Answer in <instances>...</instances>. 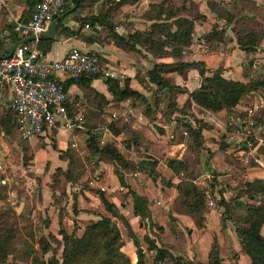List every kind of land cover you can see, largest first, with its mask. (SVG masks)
<instances>
[{
	"label": "trees",
	"instance_id": "1",
	"mask_svg": "<svg viewBox=\"0 0 264 264\" xmlns=\"http://www.w3.org/2000/svg\"><path fill=\"white\" fill-rule=\"evenodd\" d=\"M138 1L118 0L112 2V4L116 10H120L121 6L133 5ZM246 2L248 1L237 0L233 11L227 9L225 6H219L215 2L211 3L208 1L207 6L215 18L224 20L225 25L228 28L231 27L238 49L246 56H249L259 49L260 43L264 40V19L262 18L264 15V6L255 5L254 9H246L244 6ZM81 3H83V0H74L72 2V8ZM34 4L35 0L25 10V14L19 22H26L29 19ZM197 9V5L190 0H162L159 4L150 5L148 10L141 16L143 20L151 22L149 29L145 32L137 31L129 35H125L124 33L118 34L114 32L113 26L107 25V37L126 52L140 53L146 59H148V55L159 60L172 58V62L166 63L162 61L154 63L146 71L144 77H137L139 78V84L142 86L143 92L141 93L130 88L129 78L120 79V77L117 79H100L104 80L107 91L112 98L111 100H108L98 92L94 93L93 89L89 86L88 93H93L94 97L92 99L99 105L101 112L110 102L119 104L130 99H136L145 105V114L154 119L155 107L157 108L158 104L154 100L153 103H149L150 99L148 98V94L152 95L155 90L160 94L163 91L170 93L180 87L176 84H170L168 81L170 78L166 79L164 75L177 74L183 76L190 71H197L200 84L192 92L187 93L183 91L187 95V101L184 107L175 110L176 104L175 102H171L167 107L168 111L164 112L162 110V114L166 116V113L171 115L175 111L179 112L181 118L179 117L180 119H177V122L187 132L188 144L185 151L191 153L200 152L201 154V150L206 148L205 154L207 158H210L212 157L211 151L203 143V132L210 127L202 120L203 118L201 116L205 115L206 112H232L240 104L241 100L250 94H257L264 99V68L261 64L255 65L254 60L247 58L243 65V81H235L224 77L222 75V68L216 69L213 72V76L206 77L205 74L209 71H207L203 62L187 61L185 54L193 43L194 23L198 20H204V17L198 13ZM242 12L246 14H242ZM186 14L191 15L192 18H186L184 16ZM62 20L60 16L52 22V28L54 29H51V33L60 29V33L74 36L75 33L65 27ZM93 21L95 19L84 18L80 20V24L84 25V22H88L92 25L94 24ZM225 33L226 29L224 26L220 30L214 28L210 33L205 35V44L207 43L209 49L217 48L219 44L224 43L225 39H227ZM11 37L15 39V36L11 35ZM26 42H29V40L23 43ZM53 42L52 34L48 37H43L42 35L38 43L39 51L45 56ZM2 44L3 38L1 40L0 37V58L8 56L3 51ZM87 54L95 55L100 59L96 53ZM93 79L98 78L70 79L66 80L63 86L65 91H67V88L71 85H88L89 81ZM152 86H155L156 89L153 90ZM89 97L91 96L88 94ZM153 99H155V96ZM192 107H194L196 112V114L190 115L193 124L189 121L187 122V118L185 117L187 116L185 111ZM66 109L70 117L73 118L69 111L68 100ZM261 118L264 119V110ZM118 124V121H113L111 123H105V126L115 137L124 133L130 134V138L122 141L123 152L115 146L114 142L101 144V131L84 125L83 129L72 131L76 132L77 135H83L86 131L90 130L89 135L88 133L86 134L85 141L87 150L84 156L81 157L75 147L69 144L66 150L62 151L59 155V160L65 163L67 162V170H71L68 166L72 160L76 162L80 161L81 163H83L82 160H88L87 163L94 165L92 167L94 170H100L102 165L111 166L118 181V186L121 190H125L128 193L129 197L127 200L131 202L132 215L137 217L143 224L146 232L145 236H153L155 238L156 233H153L155 223L152 221L148 209V201L144 196L137 193L133 178L137 174H140L151 179H156L158 161L150 156H146L145 153H139L135 159H131L127 153L137 152V148L143 143V137L136 132L130 131L127 125L121 127ZM0 127L6 130L5 135L6 133H10L11 129L18 133L15 126L14 114L10 110L5 108L0 110ZM45 136L48 135L46 134ZM225 151L224 149L222 152ZM165 164L170 173L179 179V183L176 186L177 197L174 201L175 210L181 214L190 216L193 218L195 225L198 228H202L205 222L204 214L207 210V198L210 200L211 198L203 186H198L194 183L189 155L185 154L181 160L166 159ZM210 173L214 175V171ZM97 175L94 177L96 181L103 178V172ZM245 189L244 194L248 195V198L254 199L256 195L260 194L264 200V185L260 180L248 181L245 183ZM97 194H100V192ZM224 200L223 197H220L216 203L217 209L223 210L221 221H223V224L225 221L235 222L233 230L234 236L237 238L241 251L249 259L250 264H264V238L259 233V226L264 224V203H260L258 206L245 204L244 215L241 219L237 220L231 216L233 207L227 200ZM102 202L109 215H99L98 220H91L81 236L78 237L74 233L68 234L63 229H59V234L63 242L61 262L54 261L56 264H132L130 259L121 251L123 246L121 233L112 218H116L124 224L127 235L135 247H138L139 241L127 220L120 214L115 205L110 202L107 203V201L106 203L104 201ZM170 218L172 219V217ZM240 220L241 223L239 222ZM242 223L246 225L244 226ZM14 232V228L4 223L3 216H0V264H4L6 257L11 254L12 240L15 239ZM156 242L151 243V250H156V259L160 261L166 260L169 264H192L191 262L183 261L169 254L168 248L160 247ZM219 248L218 242L214 240L211 248L212 251L209 254V264H225L219 259ZM42 250L43 254L49 251L46 245L43 246ZM136 264H143L142 255L137 259Z\"/></svg>",
	"mask_w": 264,
	"mask_h": 264
},
{
	"label": "rangeland",
	"instance_id": "2",
	"mask_svg": "<svg viewBox=\"0 0 264 264\" xmlns=\"http://www.w3.org/2000/svg\"><path fill=\"white\" fill-rule=\"evenodd\" d=\"M247 1L244 5L246 9H254L257 4H260L261 7L264 6V0L261 2H256L255 0ZM140 5L143 8V3H139L135 10H133V13L134 11H138L137 9H139ZM138 16H135V18L138 19ZM262 18L264 19V15ZM212 21L214 20L212 19ZM207 33L208 31L205 30V32L202 31L201 33L196 32L193 36L194 44H200L203 50H206L208 46L207 43L205 44L203 38ZM4 44L3 42L2 48H6ZM210 52L214 54L212 51ZM223 52H226V50ZM194 57L196 58V55ZM250 59L259 62L262 60L264 62V58H257L253 54ZM211 65L212 67L207 69L209 72L205 74L206 77L213 76V72L216 69L222 68L223 70L222 65L217 62H211ZM261 65L264 68V63ZM235 68L236 66H229V69L234 70ZM194 73L196 75L197 72ZM169 78L170 84H176L180 87L173 92L163 91L160 94L155 90L156 87L152 86V89L155 90L154 95L148 94V98L151 103L154 100L158 104L157 108L154 106L155 111L159 109L164 112L168 111L167 107L171 102L177 104L175 110L183 108L187 101V95H184L183 91L187 93L192 92L200 84L199 80L195 79L194 74H191V76H188V74L183 76L171 74ZM154 96L155 99H153ZM247 97L241 100L240 108L237 110L227 112V114L226 111L207 113L203 117L202 120L210 127L203 132V143L205 147L213 151L211 152L212 157L207 158L205 154L206 148L201 150V154L200 152L191 153L185 151V154L189 155L191 160L193 181L197 183L196 185L203 186L211 198V200L207 198L206 212L210 213L213 210L215 213L208 217L205 225H208L211 230L214 229L215 233H210L205 238L206 240L200 238V236L194 243L190 242L191 238L188 236L182 239L175 238L172 235L173 233L169 231L167 220L164 218L163 221L159 220L155 224L157 231L155 238L153 236H145L146 232L144 234L143 231L140 234L134 233L139 241L138 247H135L127 235L124 224L120 220L112 218L121 233L123 245L121 251L123 250L122 252L127 257L129 256L128 258L132 264H136L137 262L138 249L141 250L143 264H169L166 260L160 261L156 259V250H151V243H155L156 241L158 246L168 248V253L176 258L191 262L192 264H209V254L212 251V244L217 239L221 241V248H219L218 254L219 259L223 263L250 264L249 259L241 251L237 238L231 232L234 230L235 222L225 221L223 224V221H221L223 210L217 209L216 204L218 199L223 197L233 207L231 216L239 220L244 215L245 204L258 206L260 203H264L260 194L256 195L254 199H250L248 195L244 194L246 190L245 183L248 181L260 180L264 185V169L254 162L256 146L261 141L264 144V119L261 118L264 105L262 108H259L257 95L250 94ZM137 103L139 104H135L133 107L135 110V113L132 115L133 118L126 120L127 125L132 126L135 123H139L136 116L140 113L143 114L145 105L141 102ZM140 105L143 106L140 107ZM166 116L165 119L170 121L168 120L170 117L169 113H166ZM147 117L151 118L149 115ZM186 120L188 122V119ZM251 124H253L252 127L250 126ZM140 128V134L144 137L143 143L148 145L147 152H152L160 159H163L164 155H167L162 153V149L164 148L156 142H152L153 144L151 143L150 146L147 143L151 142L154 137L157 138L158 135H167L171 131V128L164 130L155 121L152 122V126H149V128L144 125ZM5 132L6 130L0 127V216H3L4 223L14 228L15 232L13 235L15 239L12 240L11 254L6 257L4 264L60 263L63 241L59 234V229H63L68 234L74 233L78 237L81 236L91 220H98L99 215H109L99 198V194H97L98 192L104 193L107 203L112 198H115L122 206H126L129 197L128 193L125 190H120L118 185V187L116 185L112 186L108 178L103 177V185L107 191L105 194L103 190L96 186L97 181L94 178L100 170L92 169L94 165L87 163L88 160H82L83 163L72 160L68 166L71 170H67V162L62 163L57 158V153L60 151L55 149L57 144L54 140V134L26 141L22 140L13 129L10 130V133H6V135ZM89 132L90 130L85 133L83 132L84 134H81V136L86 140V134L88 133L89 135ZM174 132L176 139L181 140L182 137L176 134L179 132L176 130ZM248 132L251 133L249 136L247 135ZM74 133L77 134L76 132ZM57 136L58 143L59 141L63 142V139H65V135L59 132ZM124 138H130V134H126ZM65 143L68 142L64 141L60 145L63 147ZM184 143L186 147L188 144L187 139L184 140ZM46 146H49L46 149L49 155L48 158L44 152ZM54 149L56 154L53 151ZM75 149L79 153H83L82 145H78V148L75 147ZM224 149L226 151L222 152ZM139 153L141 151L137 150L136 154L128 153V155L133 158L136 155L138 156ZM79 155L81 157L84 156V154ZM50 157H52L51 160ZM214 157L215 159H213ZM261 163L264 165L262 158ZM165 170L161 167L156 172V178L158 180L161 179L160 183L162 185L170 184L172 179L169 178V175H171L170 171ZM111 171L113 172L114 170L111 169ZM211 171H214V175H211ZM134 179L136 183H139V179L143 178L138 176L134 177ZM152 180L155 182L154 178ZM88 187L93 195H91V198L85 197L83 202L90 209L81 211L78 208V194L81 191L87 190ZM90 203H93V205L89 206ZM209 203H212V205H209ZM78 216L80 217L78 218ZM239 222L241 223V220ZM242 225L244 224L242 223ZM163 227H166L168 230H164L165 228ZM136 228H138V224ZM259 233L264 238V224L259 226ZM232 237L236 239V246H238V250L240 249L244 258L239 259L229 246V241ZM128 242L129 246L131 245L130 249H133L130 255L124 249ZM44 245L49 249L45 254H43L42 250Z\"/></svg>",
	"mask_w": 264,
	"mask_h": 264
},
{
	"label": "crops",
	"instance_id": "3",
	"mask_svg": "<svg viewBox=\"0 0 264 264\" xmlns=\"http://www.w3.org/2000/svg\"><path fill=\"white\" fill-rule=\"evenodd\" d=\"M114 1H118V0H83V3L79 4L78 6L72 8L71 5L66 7L61 15V19H63L62 23L70 31H73L75 35L70 36L64 33H60L59 31L60 29L53 31L51 33L52 31L51 29H54L52 28V24H51L48 27L47 31L43 34V37H48L50 34H52L54 42L51 44L50 49L47 52V54H45V56L47 60H60L72 49H77L85 53H96L99 55L100 59L104 63H106L117 74V77H120V79L129 78L130 88L141 93L143 92V90H142V86L139 84L138 79L144 77L146 71L149 70L154 63H159L162 61L166 63H171L172 58L159 60L153 58V56L151 55H148V59H146L145 57L141 56L140 53L126 52L125 50L118 47L114 43V41H111L107 37L108 32L106 27L107 25H111L113 26L114 32L118 34L124 33L125 35H129L137 31L145 32L149 29L151 22L143 20L141 16L148 10L150 5L159 4L162 0H139L137 3L133 5L121 6L120 10H116L113 7L112 2ZM190 1L197 5L198 13L204 17V20H198L197 22L194 23V34L196 32L197 33H201L202 31L205 32V30H207L208 33H210L214 28L220 30L224 26L226 29L225 37L227 39H225L224 43L219 44L217 48L210 50L208 47L206 50H203L200 44L195 45L193 39V43L191 47L187 50L188 52H186L185 54L187 61L203 62L206 65V69H210L212 67L211 62H217L223 67L222 73L224 77L235 81H243L242 71L246 59L247 58L250 59L252 54L256 55L257 58L260 59L264 58V40H262V42L259 45V49L256 52H253L249 56H246L242 51L238 49V46L236 44V39L231 31V27L228 28L225 25L224 20H219L215 18V16L213 15L212 12H210L207 6L208 1L211 3L215 2L219 6H225L227 9L233 11L237 0H190ZM255 1L261 2L262 0H255ZM32 2L33 0L0 1V37L1 40L3 38V42L5 43L4 46L6 48H3V51L6 52L5 53L6 55H9L12 52L16 44V41L18 40V37L16 36L15 39L11 37V35H14L10 31L11 26H13L15 22L19 21L22 18V16H24L25 10H27L30 7ZM139 3H143V8L141 7L142 5H140L139 9H137L138 11H134L133 13V10H135L137 4ZM242 14H246V13L242 12ZM137 15H139L138 19L135 18V16ZM184 16L189 19L192 18V16L189 14H186ZM84 18H90L91 20L95 19V21H93L94 24L90 25L88 22H84V25L80 24V20ZM212 19L214 21H212ZM138 20L139 22H137ZM212 24L213 26H211ZM225 50L226 52H223ZM210 51H212L214 54H211ZM195 55L196 58L194 57ZM192 57L194 58L192 59ZM260 63L263 64L264 62H262V60L260 62L255 61V65H259ZM229 66L232 67L236 66V68L232 70L229 69ZM194 72L197 71H190L187 74L188 76L194 74L195 79L198 81L199 80V77H197L198 72L196 73V75ZM169 75L171 74L164 75V77L167 79L169 78ZM88 86L91 89H93L94 93L98 92L104 95L108 100L112 99L107 91L104 80L93 79L89 81L88 85L87 84L71 85L69 88H67L69 111L71 113V116L73 118L76 117L82 118L84 121V125L92 127L94 129H99L102 134L101 144H105L106 142H114L115 146L121 152H123L124 150H123L122 141L126 139L124 137L126 136L127 133L120 134L115 137L110 132V130L105 126V123L118 121L121 127L124 125L126 126L127 125L126 120L129 118H133L132 115L135 113V110L133 109L134 105L135 104L138 105L139 103L137 102H141V101L136 99L135 100L130 99L125 102H121L119 104L115 102H110L106 107L103 108V111L101 112L99 110V105H97L96 101L92 99V97H94L93 93L92 92L88 93ZM88 94L91 97L88 98ZM257 97H258L257 102H259L260 108H262V106L264 105V101L259 95H257ZM149 103H151L150 100ZM240 105L241 102L235 108V110L240 108ZM141 106L143 105H140V107ZM185 113L187 114V116L185 115L184 116L188 119V121L191 124H193L190 115L196 114L194 107H192L191 109H187ZM207 113L210 112H206V114ZM143 114L140 113L138 116H136L139 123H135L132 126L127 125L130 131L136 132L139 135H141L140 127L144 125L145 127L147 126V128H149V126H152L153 121H155V123L164 130L171 128V131L168 132L167 135H158L157 138L154 137V139L151 140V142L147 143L149 144V146L151 145L152 142H156L157 144L159 143V145H161L164 148L162 149L163 150L162 153L167 154L164 155L165 157L163 159H160L157 155L153 154L152 152L151 153L147 152L148 145H146L145 143H141V146L137 148L138 150L141 151V153H145L146 156H150L158 161V166L156 168V171L161 167L166 169L165 171H167L168 168L165 164L166 159L181 160L185 155L186 147L184 140L187 139V132L186 129L180 123L178 124L177 122V119H179L180 117L179 112L175 111L174 113H172L168 119L170 121H167L165 119V117L167 116H163L161 109L154 112V119L148 118L146 116L145 109L143 111ZM205 115H203L201 118H203ZM174 130L179 132L176 134L177 136L182 137L181 140L176 139ZM58 132L62 135H65V139H63V142L59 141L58 143L57 141ZM73 133L74 132H69V131L64 132L61 129H56L51 134H48V135L54 134V140L56 141L57 144V147H55V149L57 151H60L59 153H57L58 159H59V155L62 153L61 151L66 150V147L69 144L77 148L78 145L80 146L82 145L83 153L80 152L79 154L86 153L87 149H86L85 138L81 136V134L77 135ZM64 141L68 143H65L64 146L62 147L60 144L64 143ZM143 142H144V137H143ZM158 147L161 148L160 146ZM47 148H49V146H46L44 152L46 154V157L48 158L49 155L46 150ZM55 149L53 151L56 154ZM134 153L136 154V152H131V154ZM159 154L161 153L159 152ZM135 157H137V155L134 156L133 158L130 156L131 159H135ZM51 158L52 157H50V160ZM213 159H215V157ZM111 169H113L111 166L102 165L100 167V171H98V174L103 172V177H106V179L108 178L112 186L116 185V187H118L117 186L118 181L115 178L114 171L112 172ZM138 176H141L143 179H139V183H136L135 179L133 178V182L135 183L134 187L137 193L144 196L148 201V209L150 211L152 221L155 224H157L159 220L163 221V219L166 218L167 220L166 222L169 227L168 229L173 233L172 235L175 238L182 239L188 236L189 238L192 239V240L190 239V242L192 241L193 243L197 241L200 236H201L200 238L205 239L207 238V236L210 235V233L211 234L215 233L214 229L211 230L209 229L208 225L207 226L205 225L206 222L208 221V217L211 216L213 213H215V211L211 210L210 213L205 212L204 226L202 228H198L195 225L193 218H191L188 215L181 214L180 212L175 210L174 201L175 198L177 197L176 186L179 183V179L175 177L173 174L169 175V178L172 179L170 181V184L167 183L168 185H162L160 183L161 179L158 180L156 178L154 182L151 178L145 175L137 174L135 177ZM103 184H104V180L102 179L96 182V186H98V188L103 190L106 194L107 192L106 187ZM119 189L121 190L120 187ZM91 195L93 194L90 192V188L79 192L77 198V201L79 203L78 205L79 210L84 211V209L85 210L90 209L89 207H87V205H85L83 200L85 197L91 198ZM109 202L114 204L115 207L118 210H120V213L125 217V219L127 220L128 224L130 225L134 233L140 234L143 231L145 234L143 224L139 221L137 217H134L132 215L131 202L129 200H127L126 206H122L121 203L115 198H112ZM92 205L93 203L89 204V206ZM79 217L80 216H78V218ZM170 217H172L173 220ZM137 224H138V228H136ZM163 228H165L164 230H168L166 227ZM231 232L233 234V231ZM153 233H157L155 228L153 229ZM217 242L221 248V241L217 239ZM236 245H237V241L234 237H232V239L229 241V246L237 254V257L239 259H242V257L244 258L240 249L238 250V246ZM130 246L128 242L127 246L124 247L125 252L129 255L132 253L133 250L130 249Z\"/></svg>",
	"mask_w": 264,
	"mask_h": 264
},
{
	"label": "built area",
	"instance_id": "4",
	"mask_svg": "<svg viewBox=\"0 0 264 264\" xmlns=\"http://www.w3.org/2000/svg\"><path fill=\"white\" fill-rule=\"evenodd\" d=\"M73 1L35 0L29 19L17 21L11 28L19 40L8 56L0 58V110L5 108L14 114L22 140L51 134L54 129L72 132L84 128L83 119L71 118L66 109L68 94L63 86L66 80L118 78L95 55L72 49L60 60H47L39 51L40 37ZM254 162L264 169L259 156Z\"/></svg>",
	"mask_w": 264,
	"mask_h": 264
},
{
	"label": "water",
	"instance_id": "5",
	"mask_svg": "<svg viewBox=\"0 0 264 264\" xmlns=\"http://www.w3.org/2000/svg\"><path fill=\"white\" fill-rule=\"evenodd\" d=\"M161 88V87H160ZM255 154L259 157H261L264 160V144H259L257 148L255 149ZM99 197L101 198L102 201L106 203V199L104 197L103 192H100ZM141 250L138 249V259L141 257Z\"/></svg>",
	"mask_w": 264,
	"mask_h": 264
},
{
	"label": "bare ground",
	"instance_id": "6",
	"mask_svg": "<svg viewBox=\"0 0 264 264\" xmlns=\"http://www.w3.org/2000/svg\"><path fill=\"white\" fill-rule=\"evenodd\" d=\"M263 160V159H262ZM264 161V160H263Z\"/></svg>",
	"mask_w": 264,
	"mask_h": 264
}]
</instances>
